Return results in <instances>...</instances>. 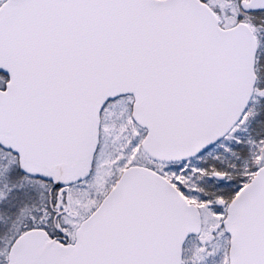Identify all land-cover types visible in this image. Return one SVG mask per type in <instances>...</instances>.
<instances>
[{
    "label": "snow or ice",
    "instance_id": "snow-or-ice-1",
    "mask_svg": "<svg viewBox=\"0 0 264 264\" xmlns=\"http://www.w3.org/2000/svg\"><path fill=\"white\" fill-rule=\"evenodd\" d=\"M0 264H264V0H0Z\"/></svg>",
    "mask_w": 264,
    "mask_h": 264
}]
</instances>
